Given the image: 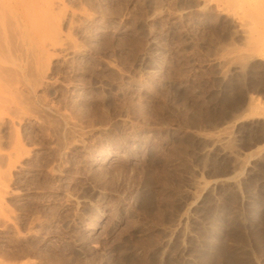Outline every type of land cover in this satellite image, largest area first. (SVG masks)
<instances>
[{
	"label": "rangeland",
	"instance_id": "374dc122",
	"mask_svg": "<svg viewBox=\"0 0 264 264\" xmlns=\"http://www.w3.org/2000/svg\"><path fill=\"white\" fill-rule=\"evenodd\" d=\"M64 1L45 71L10 46L25 98L0 139L17 132L23 151L0 251L264 264V13L258 23L240 0Z\"/></svg>",
	"mask_w": 264,
	"mask_h": 264
},
{
	"label": "bare ground",
	"instance_id": "6f19581e",
	"mask_svg": "<svg viewBox=\"0 0 264 264\" xmlns=\"http://www.w3.org/2000/svg\"><path fill=\"white\" fill-rule=\"evenodd\" d=\"M245 1L255 2L256 5L254 8L255 10H253V8L249 7L251 5H247L246 3L248 6V11L245 9L246 12H254L255 15L256 13L258 14V16L256 15L257 18H264L263 16V18L261 17L262 13H264V0H244V2L240 0V3H244L243 5H240L244 6ZM65 2L66 1L64 0H0V126L2 123L4 125V122L8 120L11 122L12 126H15L14 119L18 118L19 116L18 114L20 112L22 102L24 104V101L22 100L24 97L22 94L24 92L22 93L19 88L20 84L23 83V80H21V74L23 72V66L21 63L22 59L18 61L20 57L17 56L18 59H16L17 57L11 54L14 51L12 49L13 43H16V40L20 39V42L22 41L26 47L27 52H29L32 58H34L35 64L37 66L45 63L47 59H49V55L54 53H52V50L50 53L49 46L53 48H60L62 44V39L60 38L62 36H60L62 32L59 18L62 17V13L64 14L67 11ZM234 3L232 5H234ZM258 12L262 13L259 14ZM259 18L257 19L258 23H260ZM63 19L64 18L62 17V20ZM253 37L251 36V39L249 40L255 39ZM13 40L15 42H13ZM11 44L12 47L10 49ZM45 65L47 64L45 63ZM45 65L42 66L43 68L41 67L42 71H45L43 70ZM33 66H31V68H33ZM47 67L48 65L46 68ZM16 115L18 116L16 117ZM12 136V140L10 139L11 142L8 143V146H4L0 139V233L12 226L14 223V219L12 218L13 214L11 213L10 207L8 205V199L11 197V195H13L11 190L12 188L10 189L9 187V176L12 171L16 170L17 166H19L18 163L22 157L21 152L23 151L17 132H15V134ZM4 251H0V264H34V261L31 260V256L29 257L28 253L18 252L15 254L13 252V254H8L4 253Z\"/></svg>",
	"mask_w": 264,
	"mask_h": 264
}]
</instances>
